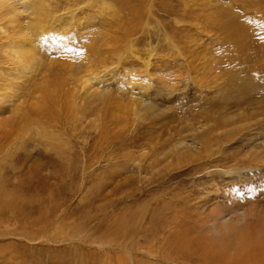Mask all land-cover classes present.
Here are the masks:
<instances>
[{"label": "rangeland", "instance_id": "obj_1", "mask_svg": "<svg viewBox=\"0 0 264 264\" xmlns=\"http://www.w3.org/2000/svg\"><path fill=\"white\" fill-rule=\"evenodd\" d=\"M43 5L60 87L17 67L0 20V264H204L169 236L234 245L241 218L263 228L264 0ZM89 86L114 95L88 106Z\"/></svg>", "mask_w": 264, "mask_h": 264}, {"label": "bare ground", "instance_id": "obj_2", "mask_svg": "<svg viewBox=\"0 0 264 264\" xmlns=\"http://www.w3.org/2000/svg\"><path fill=\"white\" fill-rule=\"evenodd\" d=\"M27 1L28 0H24ZM21 2V1H20ZM46 2V0L44 1ZM44 2L42 0H29V6H25L26 9L29 8V15L32 17H37L35 18V22H26L24 19L21 18L20 16V11L19 8L17 7L18 4L10 2V0H0V20H3L6 23L5 28H8L6 30V35L5 37L9 34V37L7 38V44L6 46L11 47L12 50L10 52L13 54V56L17 59L16 60V65L19 67L20 64H22L21 68H29L33 67L31 69H34V71L37 72L36 76L39 77V79L43 76H51L53 77L51 81L48 80L47 83L52 82L53 86L54 84H57L59 86L60 82L58 79V76L60 77V72L57 71L60 68L58 66H61L60 63H65L61 59L57 61L53 60V58H49L48 55L44 52L41 46L42 42V37L46 31H44V24L43 22H46L50 17H52V13L50 11H47L46 14L38 12L39 10H43V5ZM24 5V4H23ZM222 8V7H221ZM224 8V6H223ZM25 9V10H26ZM226 9V8H225ZM229 9V8H228ZM221 10V9H220ZM227 11V10H225ZM230 11V10H228ZM223 12V11H222ZM229 13V12H228ZM219 15L220 12H217ZM224 13H221L220 16H222V19L224 18L223 15ZM227 15V14H226ZM230 15V14H229ZM228 15V16H229ZM234 16V14L232 13ZM225 16V14H224ZM223 19V26L224 29H227L229 32H233V25L234 22H238L236 19L231 18ZM238 16V15H237ZM221 18V17H220ZM221 20V19H220ZM51 23V22H50ZM46 28V26H45ZM55 29L54 27H52ZM236 30V29H235ZM240 35H244L245 32L241 31L238 29ZM58 32V31H57ZM56 32V33H57ZM237 32V30H236ZM47 33V31H46ZM55 34V33H54ZM234 34V33H233ZM49 36V35H48ZM236 38V37H235ZM256 41V40H255ZM228 44V43H227ZM245 44V43H242ZM241 45V44H240ZM245 45H243V50ZM243 53V52H242ZM241 54V53H240ZM245 56V55H244ZM250 57L249 55L247 58ZM85 59V58H84ZM66 61V60H65ZM9 62V61H8ZM72 63V62H71ZM73 66V68L80 67L81 64H70ZM70 65L68 67H70ZM56 66V67H55ZM67 66V65H66ZM65 66V67H66ZM64 67V68H65ZM20 68V67H19ZM26 68V69H27ZM18 69V68H17ZM65 70V69H64ZM31 71V70H30ZM48 71V72H47ZM47 72V74H45ZM24 74V73H23ZM25 75V74H24ZM23 75V76H24ZM48 76V77H49ZM50 78H45V79H51ZM38 79V78H37ZM86 79V78H85ZM5 80V79H4ZM28 81V80H27ZM88 80L86 79V82ZM84 83V82H83ZM101 83V82H100ZM3 85V84H2ZM86 86V85H84ZM91 86V85H90ZM88 87V94L85 93V98L87 99V104L88 106L92 105L95 102H103L105 99L109 101L114 95L113 91H105V90H99V89H93L91 87ZM4 87V86H3ZM34 87V86H33ZM60 87V86H59ZM42 87L36 85L34 88V91H41ZM86 89V88H85ZM5 90V89H4ZM47 90V89H46ZM33 91V90H32ZM42 92V100L38 101L39 105V110L40 112L46 111V115L52 113L55 110V105L54 101L51 100V92L45 93L43 90ZM240 93V92H239ZM40 94V93H39ZM61 95V94H60ZM64 95V94H63ZM62 95V96H63ZM71 96V95H70ZM249 97V96H248ZM66 98V97H65ZM225 99V98H224ZM66 100V99H65ZM60 101V100H59ZM86 101V100H85ZM254 101V99H253ZM110 102V101H109ZM142 102V101H141ZM246 103V102H245ZM61 104V103H60ZM149 104V103H148ZM237 104H241L240 102ZM244 104V101L242 102ZM99 106V105H98ZM240 106V105H238ZM152 107V106H151ZM225 106H222L224 108ZM260 108V107H259ZM218 109V108H216ZM238 109V108H237ZM5 112L2 111V113ZM12 112V111H11ZM5 113L4 117L2 120L7 121L8 118L13 117V113ZM216 112V111H215ZM236 112V111H235ZM238 112V111H237ZM33 113V112H32ZM54 113V112H53ZM231 113V114H230ZM7 114V115H6ZM16 114V113H15ZM14 114V115H15ZM58 116V115H57ZM237 113L234 112H228L226 116V119H231L233 117H236ZM48 117V116H46ZM223 117V118H224ZM77 118V117H76ZM239 118V117H237ZM49 121V118H47ZM46 119V120H47ZM52 119V118H51ZM11 121V120H10ZM15 121V120H14ZM53 121V120H52ZM55 121V120H54ZM42 123V122H41ZM152 123V121H150ZM156 123V122H154ZM152 123V124H154ZM47 126V125H46ZM3 127V126H1ZM4 128V127H3ZM7 128V127H6ZM77 130V129H76ZM72 131V130H71ZM4 133V132H3ZM32 136V135H31ZM149 136V135H148ZM157 136V135H156ZM48 137H46L47 139ZM56 138V137H55ZM52 140V139H51ZM55 140V139H54ZM44 141V140H42ZM57 141V140H56ZM54 141V142H56ZM58 142V141H57ZM200 142V141H198ZM197 142V143H198ZM2 143V142H1ZM45 143V142H44ZM48 143V142H47ZM196 143V142H195ZM42 144V143H41ZM49 145V144H48ZM56 145V144H55ZM67 145V144H66ZM47 146V144H46ZM45 146V147H46ZM52 148V145L50 146ZM50 148V149H51ZM54 148V147H53ZM64 147L60 146L59 150H63ZM49 149V147H48ZM58 149V148H57ZM67 150V149H65ZM64 151V150H63ZM187 151V150H186ZM68 153V152H67ZM185 154V153H184ZM189 156H191L189 154ZM64 157V156H63ZM69 157V156H68ZM67 157V158H68ZM67 162V161H66ZM39 167V166H38ZM44 169V168H43ZM39 170V169H38ZM37 173V171H35ZM56 176V175H55ZM58 176V175H57ZM64 176V175H63ZM70 178V177H69ZM167 207V206H166ZM171 209V208H170ZM141 210V208H140ZM175 210V209H174ZM134 211V210H133ZM145 211V210H143ZM146 213V212H145ZM183 213V212H182ZM126 215V214H125ZM131 215V213H130ZM140 216V215H139ZM154 216V215H153ZM133 217V216H132ZM152 217V216H151ZM157 217V216H156ZM171 217V216H170ZM158 218V217H157ZM168 219V218H167ZM174 219V218H172ZM255 220H260L261 225L263 228L260 226H254L251 224H248L246 222V217L241 218V221H245V224L243 225V229H240V233H235L240 235V239L243 241H237L235 242L234 245L232 243H225V242H219L216 241L214 235L211 237H207L205 240H196V243H193V240H190L189 244L188 241H185V238L183 237L182 242L179 240L180 237L177 236L178 233H175L173 236L170 235L168 239L173 240V246L176 247V251L179 252L181 255V258H188L187 254L190 255L191 257L193 256L194 259L196 260V263H211L213 260H215L218 263L222 262L221 264H264V217L259 214H255L254 216ZM154 220V219H152ZM159 220V218H158ZM175 220V219H174ZM171 221V220H170ZM178 221V220H177ZM137 222V221H136ZM121 223H125L121 222ZM150 223V222H149ZM178 223V222H177ZM181 223V222H180ZM127 224V223H126ZM125 224V225H126ZM171 224V223H170ZM169 224V225H170ZM182 224V223H181ZM157 225V224H156ZM166 225V223H165ZM127 226V225H126ZM250 226V228H249ZM160 227V226H159ZM166 227V226H165ZM172 227V225H171ZM121 228H124L121 226ZM130 228V227H129ZM143 228H141L142 231ZM146 229V228H145ZM172 229H175L172 227ZM139 230V229H138ZM189 230V229H188ZM227 228H224L221 230V234H226ZM152 231V230H151ZM158 231V230H157ZM128 232V231H127ZM132 232V231H131ZM130 232V233H131ZM155 232V231H154ZM189 232V231H188ZM134 233V231H133ZM153 233V231L151 232ZM234 233V232H233ZM132 234V233H131ZM257 234H260L258 237ZM140 235V233L137 234V237ZM255 235V236H254ZM233 236V235H231ZM130 237V236H129ZM140 237V236H139ZM172 237V238H171ZM256 238V240H253V238ZM222 239H226L227 237H221ZM199 239H202V235H200ZM137 242V239L134 240ZM180 241L181 243H179ZM216 241V242H215ZM226 241V240H224ZM169 242V241H168ZM171 242V241H170ZM138 243V242H137ZM135 244V243H134ZM169 244V243H168ZM137 245V244H136ZM170 245V244H169ZM172 245V244H171ZM120 247V246H119ZM142 247V246H141ZM169 247V246H168ZM167 248V247H166ZM229 249H232L233 251H230ZM164 250V249H162ZM175 250V249H174ZM173 251V250H172ZM176 252V257L177 255ZM158 254V253H157ZM219 254V255H218ZM155 256V255H154ZM226 258V260L221 259L220 257ZM179 258V257H178ZM180 260V259H179ZM214 261V262H215ZM141 262L140 264H142ZM213 263V262H212ZM139 264V263H138ZM144 264V263H143ZM156 264V263H155ZM216 264V263H215Z\"/></svg>", "mask_w": 264, "mask_h": 264}]
</instances>
